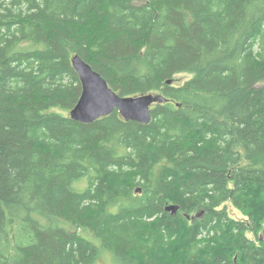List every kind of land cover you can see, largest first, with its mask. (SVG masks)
I'll return each instance as SVG.
<instances>
[{
    "label": "trees",
    "instance_id": "16d2710c",
    "mask_svg": "<svg viewBox=\"0 0 264 264\" xmlns=\"http://www.w3.org/2000/svg\"><path fill=\"white\" fill-rule=\"evenodd\" d=\"M76 56L167 101L75 122ZM262 216L264 0H0V264H264Z\"/></svg>",
    "mask_w": 264,
    "mask_h": 264
},
{
    "label": "water",
    "instance_id": "95a60500",
    "mask_svg": "<svg viewBox=\"0 0 264 264\" xmlns=\"http://www.w3.org/2000/svg\"><path fill=\"white\" fill-rule=\"evenodd\" d=\"M72 65L79 76L82 94L77 105L70 112V118L80 124L90 125L115 111H118L126 121L150 124L153 105L167 101L158 94L132 98L121 97L110 88L98 72L79 56L72 59ZM167 210L177 212L178 208L172 206Z\"/></svg>",
    "mask_w": 264,
    "mask_h": 264
},
{
    "label": "rangeland",
    "instance_id": "374dc122",
    "mask_svg": "<svg viewBox=\"0 0 264 264\" xmlns=\"http://www.w3.org/2000/svg\"><path fill=\"white\" fill-rule=\"evenodd\" d=\"M190 78H192V75L190 74H181L175 77V81L174 83L177 85H182L184 84L187 80H189ZM228 209H229V214L232 218L237 219V220H248V217L245 216V214L243 212H241L240 210H238L237 208H235L234 206H232L231 204L228 205ZM262 210L259 209L258 213H261ZM260 215V214H258ZM261 222L263 223L264 226V216H262L260 218ZM248 236L250 238H254V236L252 234H248ZM255 239V238H254ZM99 264H111V259L110 256L108 254L103 255L100 258Z\"/></svg>",
    "mask_w": 264,
    "mask_h": 264
}]
</instances>
